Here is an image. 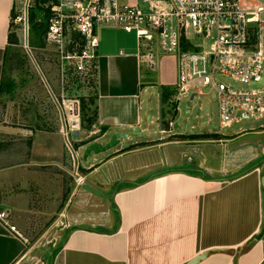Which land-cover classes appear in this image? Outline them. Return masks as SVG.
<instances>
[{
  "label": "crops",
  "instance_id": "crops-1",
  "mask_svg": "<svg viewBox=\"0 0 264 264\" xmlns=\"http://www.w3.org/2000/svg\"><path fill=\"white\" fill-rule=\"evenodd\" d=\"M16 3L0 0V84L13 42L9 36ZM139 6L146 9L141 2ZM101 29L106 30L101 34ZM126 34L113 26L94 31L93 125L99 136L91 141L105 143L114 132L127 137L85 167L90 169L85 185L111 191L112 215L76 210L68 216L70 229L49 264H184L213 248L226 250L210 252L197 264H264V139L247 146L256 154L236 173L203 170V161L195 156L197 145L226 140L210 132L175 130V102L174 111L166 105L175 96V57L163 55L150 68L141 62L135 34ZM149 89L157 90L163 109L157 118L159 136L143 139L135 132L149 125L141 112ZM163 121L168 122L165 128ZM26 246L25 237L0 217V264H15Z\"/></svg>",
  "mask_w": 264,
  "mask_h": 264
},
{
  "label": "rangeland",
  "instance_id": "rangeland-1",
  "mask_svg": "<svg viewBox=\"0 0 264 264\" xmlns=\"http://www.w3.org/2000/svg\"><path fill=\"white\" fill-rule=\"evenodd\" d=\"M48 14L49 2L39 0L30 9L28 31L13 24V42L5 68V77L12 81V88L0 95V215L25 237L27 244L15 264H49L51 255L70 229L68 216L76 210L87 216L112 215L111 191H93L85 185L90 180V169L85 167L104 152L91 154L84 160L82 147L99 136V132L93 124L88 128L83 126L81 109L76 118L70 111L73 103H78L79 108L84 101L87 117H91L94 108L91 75L78 71L74 66L76 59H71L85 49L90 52V47L87 39L71 31L65 34L61 47L47 43L46 31L40 26L47 21ZM126 35L134 37V33ZM94 61V58L85 59L87 67ZM218 80L228 82L220 76ZM210 92L208 87L203 88L190 105L187 101L191 95L182 97L178 103L175 96L171 97L166 105L174 111L175 102L177 132L188 135L210 132L211 137L217 134V138L226 140L197 145L195 156L203 161V170L211 168L215 175H232L250 165V155L256 151L250 152L252 147L247 146L252 145L253 139H264V126L261 127L264 119L240 121L226 131L220 126L218 104ZM145 95L148 103L141 112L149 125L143 127V132L137 129L135 133L143 139H153L159 136L157 118L163 106L157 90L149 89ZM166 100L161 97L163 103ZM162 123L163 128L168 126L167 121ZM242 129L246 130L245 134L238 136ZM179 148L188 149L184 145Z\"/></svg>",
  "mask_w": 264,
  "mask_h": 264
},
{
  "label": "built area",
  "instance_id": "built-area-1",
  "mask_svg": "<svg viewBox=\"0 0 264 264\" xmlns=\"http://www.w3.org/2000/svg\"><path fill=\"white\" fill-rule=\"evenodd\" d=\"M37 1L17 0L11 24L28 31L30 9ZM46 1L47 43L61 47L68 31L87 39L90 52L85 49L71 58L85 76L95 67L85 63V59L94 58V31L103 26L119 27L135 34L147 64L156 65L163 55L175 57L176 103L188 95H201L208 87L218 104L221 128L264 119V0ZM139 2L146 9H141ZM218 76L228 82L219 81ZM70 111L76 118L78 103H73Z\"/></svg>",
  "mask_w": 264,
  "mask_h": 264
},
{
  "label": "water",
  "instance_id": "water-1",
  "mask_svg": "<svg viewBox=\"0 0 264 264\" xmlns=\"http://www.w3.org/2000/svg\"><path fill=\"white\" fill-rule=\"evenodd\" d=\"M190 98L192 99L193 96H191ZM187 105H190V103L187 102ZM126 137H127L126 134L114 132L109 137V140L105 143H102L99 141H92V142H90V143H88L82 147L83 148L82 149L83 150L82 157L84 160H86L90 154L97 155L99 153L106 152L109 149L115 147L119 143L120 139H124ZM263 181H264V179H263ZM225 250L226 249H222V248H213L210 250H206V251L194 256L193 258H191L189 261H187L184 264H197L198 262L203 260L205 257H207V255L210 252H224Z\"/></svg>",
  "mask_w": 264,
  "mask_h": 264
},
{
  "label": "trees",
  "instance_id": "trees-1",
  "mask_svg": "<svg viewBox=\"0 0 264 264\" xmlns=\"http://www.w3.org/2000/svg\"><path fill=\"white\" fill-rule=\"evenodd\" d=\"M45 16H46V14H45ZM46 27H47V21L44 22V23L41 22V26H40L41 30L42 31H46ZM12 29H13V24H11V32H12ZM11 32H10L9 40H12V36L13 35H12ZM92 65L95 66V67L93 68V70L91 72V76H90L91 79L90 80L94 84V82H95V74H96V64L95 63L94 64L92 63L91 66ZM11 88H12V81L9 78L5 77V75H4L3 80H1V84H0V92L1 93L9 92L11 90ZM80 109H81V118H82V124H83V126H85V128L91 127V125L94 124V122H95V110L93 109L90 112L91 113V115H90L91 117H87L88 107H87V104L84 103V101L82 102V105H81ZM83 144H85V142L82 143V145ZM53 257H54V253L51 256V258H53Z\"/></svg>",
  "mask_w": 264,
  "mask_h": 264
}]
</instances>
